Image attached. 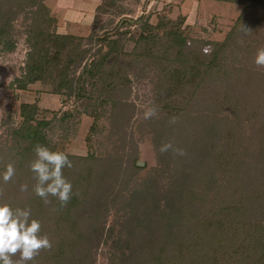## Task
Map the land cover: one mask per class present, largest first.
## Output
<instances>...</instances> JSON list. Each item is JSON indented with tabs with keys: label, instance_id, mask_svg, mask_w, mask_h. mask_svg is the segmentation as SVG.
Segmentation results:
<instances>
[{
	"label": "trees",
	"instance_id": "16d2710c",
	"mask_svg": "<svg viewBox=\"0 0 264 264\" xmlns=\"http://www.w3.org/2000/svg\"><path fill=\"white\" fill-rule=\"evenodd\" d=\"M116 1L105 0L104 11ZM226 1L242 3L241 12L223 40H207L210 54L200 50L195 51L196 55L189 49L192 43L188 33L190 25L186 24L184 14L176 19L161 14L157 22L151 21V16L146 14L135 19L122 17L114 27V33L107 31L98 36H83L59 31L58 18L52 15L44 0H20L18 8L9 4L13 0L8 3L0 1V44L5 43V48L14 45L10 39L15 32L12 19L17 13L24 12L30 48L24 76L18 78V87L27 89L29 83L44 81L52 85L53 92L62 97L64 94L74 95L83 105L82 109H46L36 97L33 101H22L18 122L13 118L2 122L8 124V137L0 144V204L6 203L13 209H30V219L40 222V235L46 234L52 245L51 249H42L27 264L94 262L96 255L91 244L85 245L90 236L80 224L84 218L95 215L100 221L99 226L103 227L112 208L126 207L115 201L114 194L120 192L115 190L112 180L121 176L129 179V165L141 166L136 163V158L127 166L117 161L118 145L102 156L67 151L65 146L71 139L69 128L81 122L82 113L93 116L91 132L87 135L92 146L98 121L107 114L108 107L114 117L117 114L115 108L127 104L125 99L132 88L131 70L140 76L147 74V67L149 71L156 68L154 77H157L160 91L155 104L158 113L151 126L157 133L161 127L158 139L163 143L170 140L174 147L181 134V141L186 140L185 145L189 147L203 143L202 139L194 143V137L207 134L215 141L212 147L216 146V153L206 166L208 164L213 175L215 166L216 171L222 167V173L216 175L218 179L215 176L213 181H208L210 183L204 189L203 185L199 188V183L190 186L192 194L189 193V198L180 203L178 214L169 217V225L158 230L154 237H146L149 246L145 261L151 260L152 264H164L163 261L167 264H220L221 259L227 262L232 253L235 258L240 254L243 263L230 261L229 264H245L249 256L231 248L235 235L226 234V230L232 227V223L264 220V184L260 186V193L255 194L246 185L232 180L233 160L231 157L227 159V154L235 153L237 142L244 134L240 127L244 126L245 120H240L239 113L250 102L264 109V100L257 102L264 98V78H261L264 67L250 72L263 82L261 97L252 88L245 92L236 90L230 78L234 70L242 71L237 62L241 63L247 53L256 55L257 49L264 47V0ZM132 22L139 23L136 32H132ZM120 25L127 28L120 29ZM242 26L251 32L246 34ZM95 40L99 43L95 50L84 44ZM127 40L133 42L130 49H127ZM67 98L62 99L63 104ZM225 102L231 104V111L224 109ZM171 117H176L175 123H169ZM260 120L264 123V115ZM56 127L63 128L57 138L51 133ZM37 144L64 152L72 161V168L62 170L72 185L70 199L64 206L53 196H49V202L45 203L33 192L36 180L28 164L35 159ZM184 153L175 155V165L188 163L196 166L194 155L189 151ZM160 162H163V153ZM9 163L14 166L15 175L5 183L2 174ZM171 167L175 168L174 165ZM156 168L162 169L163 163ZM201 177L203 173L196 181ZM22 184L27 185L26 191H21ZM224 185L222 192H214L216 186ZM252 242L260 249V254L255 253L250 262L253 264L259 260L264 264V232L253 236ZM229 249L230 254L227 253Z\"/></svg>",
	"mask_w": 264,
	"mask_h": 264
},
{
	"label": "rangeland",
	"instance_id": "374dc122",
	"mask_svg": "<svg viewBox=\"0 0 264 264\" xmlns=\"http://www.w3.org/2000/svg\"><path fill=\"white\" fill-rule=\"evenodd\" d=\"M0 1L8 3V0ZM19 2L20 0H13L9 4L18 8ZM44 2L51 9L52 15L58 18L59 31L83 36L90 34L98 36L107 31L114 33V27L122 17L135 19L141 14H146L151 16V21L157 22L161 14L174 19L184 14L187 16L186 24L190 25L188 33L192 43L189 49H192L195 55L197 51L205 48L210 50L207 40H223L243 8L242 3L226 0H118L108 6V11H104L107 6L105 0H44ZM12 25L15 27V32L10 39L14 45L11 48H5V43L0 44V144L8 137L6 128L8 124L2 123L3 120L8 121L13 118L15 122H18L21 119L19 109L22 101H33L39 97L41 107L46 109L75 107L82 109L83 107L74 95L64 94L62 97L52 91L50 83L44 81L29 83L27 89L18 87V78L24 76L27 52L30 48L23 11L17 13L12 19ZM130 27L132 32H136L139 29V23L132 22ZM126 28L125 25H120V29ZM86 43L92 46V50L99 45L96 40L84 44ZM126 45L127 49H130L133 42L127 40ZM254 55L247 53L242 58V60L245 59L244 61L237 62L239 64L237 66H241L242 71L234 70L230 81L236 90L245 92L252 88L255 94L261 97L260 90L263 82L256 78L257 75L253 76L250 73L262 68L254 63ZM154 68L149 71L147 67V74L140 76L131 70L129 76L132 78V88L125 99L127 104L115 108L117 114L114 117H112L111 108L108 107L107 114L98 121L92 146L87 140V135L91 132L93 116L82 113L81 122L69 128L71 139L66 143L67 151L78 154L91 152L102 156L106 155L113 146L118 145L119 150L115 152L117 161L127 166L136 158V163L141 166L137 168L129 165L131 169L129 179L121 176L112 180L115 190L120 192L119 194L116 191L117 195L114 194L115 201L123 206L127 205L126 207L118 210L112 208L103 227L99 226L100 221L95 215L82 220L80 228L83 227L82 229L88 231L86 234L90 236L89 242L85 245L91 244L96 255L92 264H152L151 260L145 261L149 246L148 241L146 243V237H154L158 230L169 225V217L177 215L184 199L189 198L187 195L191 193L190 186H196L199 183V188L203 185L202 189H204L216 175L222 173V167L219 164L217 167L220 168L217 171L216 166L214 167V175L208 164L206 166L207 161L215 157L216 146L213 149L215 141L202 133L192 139L196 144L202 139L203 143L200 145L186 147V140L181 141L183 137L180 134L177 145L174 146L194 155L196 166L188 163L175 165L176 153L172 150L164 152L163 162H160V147L163 142L158 139V133L161 127H158V133L152 128L156 116L150 119L144 118L146 108L156 107L155 104L159 99L160 91L157 89V77H154L156 68ZM261 78H264V75ZM64 97L69 98L63 104ZM263 100L264 98H259L257 102ZM159 102L164 103L161 100ZM249 104L239 113L240 120H245L244 126L240 127L244 134L237 142L235 153L227 154V159L231 157L233 160L234 169L231 171V179L237 184L246 185L248 190L256 194L260 193V186L264 184V159H262L264 123L260 120V117L264 115V109L257 103ZM254 108H256L255 111ZM224 109L231 111V104L225 102ZM51 113L49 112L48 115ZM62 129L56 127L51 133L57 138L62 133ZM162 163L163 168L157 169L156 167ZM172 165L175 168L171 167ZM201 172L203 177L197 182L196 179L202 175ZM216 178L218 179L217 176ZM224 188L225 185L219 188L216 186L214 192L219 194ZM197 195L199 196L198 193ZM256 216L262 215L256 214ZM261 232H264L263 218L254 219L252 223H232V227L226 230V234L235 235L231 248L238 249V252L249 256L245 264H252L250 261L255 253L259 256L260 249L254 245L252 238ZM227 253H231L230 249ZM18 257L19 254L12 259L16 260ZM241 260L240 254L239 258H235L231 253L227 262L221 259L220 264H229L230 261L243 263ZM253 264H260V262L255 260Z\"/></svg>",
	"mask_w": 264,
	"mask_h": 264
},
{
	"label": "clouds",
	"instance_id": "9594fccd",
	"mask_svg": "<svg viewBox=\"0 0 264 264\" xmlns=\"http://www.w3.org/2000/svg\"><path fill=\"white\" fill-rule=\"evenodd\" d=\"M247 34L251 30L242 26ZM209 52L208 48L204 49ZM254 63L264 67V47L257 49ZM157 114L155 107H148L144 111V118L150 119ZM176 117H171L169 123H175ZM172 150L178 155H184L183 149L174 148L171 142H165L160 147L164 153ZM35 159L28 164L36 180L33 192L48 203V197L58 199L61 206L66 205L72 192L71 183L64 177L63 169L72 168V161L68 155L61 151H52L48 147L37 144L34 148ZM15 175L14 166L9 163L2 174L3 181L7 183ZM21 191L27 190V185L20 186ZM30 209H13L8 204H0V264H27L34 260L42 249H51L52 245L48 236L40 235L41 224L36 219H30ZM13 260L12 257L17 256Z\"/></svg>",
	"mask_w": 264,
	"mask_h": 264
}]
</instances>
